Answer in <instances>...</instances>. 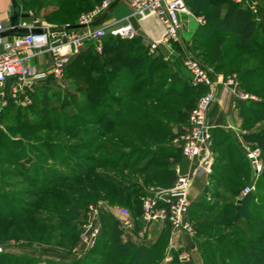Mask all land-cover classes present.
I'll list each match as a JSON object with an SVG mask.
<instances>
[{
	"label": "rangeland",
	"instance_id": "rangeland-1",
	"mask_svg": "<svg viewBox=\"0 0 264 264\" xmlns=\"http://www.w3.org/2000/svg\"><path fill=\"white\" fill-rule=\"evenodd\" d=\"M17 1L22 6L23 23L30 24L36 20L53 27L49 20H53L51 14L55 0ZM103 1L91 0L92 7H86L84 13ZM232 1L224 0L222 3L211 0L189 8L190 13L185 19L186 30L181 31L185 33L181 38L183 41L180 39L182 46L178 49L183 76L178 72L175 74V65L166 61H161L160 66L157 64L156 71L150 75L146 62L132 78H125L115 87L117 90L107 94L104 101L101 94L100 99L92 102L89 98L97 93L77 78L70 68L80 54L67 60L63 78H56L49 62L43 58L39 70L48 71L49 74L47 79L36 83L31 90H25L31 104H17L10 96L3 101L0 106V249L3 250L0 264H204L201 245L207 235L237 234L240 238L247 233L245 220L236 226L227 225L232 219L228 207L236 199H241L248 187L253 188L250 192L255 198L253 205L264 207V179L260 174H255L253 168L251 170L245 156L247 154L248 160V154L257 151L264 169V150L253 138V135L264 133V51L250 56L235 48L230 41L215 39L206 43L197 34L200 27H196L199 18L215 25ZM81 14L73 15L76 21ZM10 15H13V8ZM137 39L150 49L144 36L139 34ZM159 49L154 54L150 50H140L138 55L150 61L151 58L164 56ZM187 57L196 59L223 78L222 84L214 90L215 102L216 89L231 88L236 101L241 103L244 130L249 139H242L244 151H241L240 146L231 142V137L226 133L211 134L210 131L211 138L214 137L210 147L212 166L219 170L215 171L217 187L210 188L197 199L192 195V190L190 192L191 201L195 199L202 204L200 209L196 208L197 204L194 205L193 215L191 217L190 212L186 221L194 226V235L184 230L176 231L173 225L167 223L163 225L167 229L161 240L157 238V227L160 225L151 227L145 240H140L137 235L143 230L144 200L159 189L173 188L178 178L186 175L174 170L182 159L191 164L184 157L179 141L190 125L189 117L201 96L167 98L166 101L179 103L195 99L193 108L186 112L187 120L180 125L176 121L180 108L157 104L147 98L148 93L155 96L158 88L162 87H165L164 94L176 81L178 83L173 86L174 90H188L191 79L183 65V59ZM174 75L178 80L172 78ZM151 76L154 77L153 85H145L141 93L131 90L135 83L141 84L142 80ZM10 84L13 86L16 81ZM124 85L127 90L123 89ZM240 93L249 95L251 99L239 100ZM118 105H129L133 110L129 111L127 126H118L112 132L98 126L97 113L91 110ZM152 115L156 116L153 118ZM148 117L153 118L152 123ZM139 118H142V122L137 121ZM161 118H166V122L158 120ZM146 123L152 128H148ZM174 124H177L173 127L176 136L171 139L170 129ZM99 131H102L101 135ZM207 152L204 151L205 154ZM246 164L244 169L243 165ZM163 171L175 173L169 188L159 187L160 178H151ZM80 176L85 179L75 180ZM231 177L241 182L243 189L234 188ZM67 179L70 181L66 182ZM100 205L115 211H129L136 228L132 232H125L119 225L121 216H117V219L102 215L100 224L93 222V227L101 231L102 237L93 251L94 247L88 248L83 238L90 234L88 219L91 214L92 219L94 216L90 208ZM227 208L230 212H227ZM25 209L27 213L19 212ZM115 222L119 227L113 231L109 225L113 226ZM217 222L219 226L213 228V233L204 234L195 226L213 227ZM125 234L128 235L124 238ZM130 236L137 237L136 244L143 249L141 253H144L145 247L158 241L157 248L145 256H136L137 250L128 246V243H132ZM40 242L44 244H37ZM185 252L190 262L180 259V254Z\"/></svg>",
	"mask_w": 264,
	"mask_h": 264
},
{
	"label": "built area",
	"instance_id": "built-area-1",
	"mask_svg": "<svg viewBox=\"0 0 264 264\" xmlns=\"http://www.w3.org/2000/svg\"><path fill=\"white\" fill-rule=\"evenodd\" d=\"M113 3V0H105L92 10L82 13L76 24H67L59 28L41 24L36 20L30 24L21 21L19 27L41 31L39 34L30 33L23 37H2V34L10 29V23L6 25L0 21V106L8 96L17 104H31L25 90H31L36 83L47 79L49 74L48 71L39 70L43 58L49 62L55 77L63 78L67 60L76 58L90 46H94L96 52L102 55L104 40L107 37L135 40L139 33L132 20L144 21L150 17H156L164 26L162 39L154 40L150 44V49L154 52L162 40L169 43L179 39L181 31L185 28L186 16L190 13L186 0H131L130 16L126 19L109 24H105L103 20L99 21L109 12ZM234 4L249 10L259 19L258 0H234ZM183 65L189 73L191 84L195 88L207 90V94L204 93L205 95L200 97L192 111L189 117L190 125L186 127L179 141L184 157L191 161V170L180 176L173 188L159 189L144 200L143 230L137 235L140 240H145L151 227L167 223L173 225L176 231L184 230L194 235V226L186 223L193 204L190 192L197 181L204 179L212 171L213 156L210 153L212 139L207 120L215 102L214 90L222 84L223 78L191 57L184 58ZM10 81H16V84L8 90L7 85ZM238 99L248 101L251 97L240 93ZM204 151H208L207 154ZM202 156H204L202 160H197ZM248 158L254 171L259 175L263 167L259 162L258 152H250ZM252 190L253 188H246L243 195L249 194ZM90 210L94 213L93 219L91 213L88 219L90 234L83 238V242L90 249L97 244L101 236V231L93 227V222L100 224L102 215L111 218L121 216L117 219L120 228L125 232H132L136 228L127 210L115 211L104 205L91 207ZM2 252L0 249V254ZM180 259L184 262L191 261L187 252L180 254Z\"/></svg>",
	"mask_w": 264,
	"mask_h": 264
},
{
	"label": "trees",
	"instance_id": "trees-1",
	"mask_svg": "<svg viewBox=\"0 0 264 264\" xmlns=\"http://www.w3.org/2000/svg\"><path fill=\"white\" fill-rule=\"evenodd\" d=\"M55 1L54 11L51 14L53 20H49L50 23L52 22V25L55 28H59L67 24H76L77 21L73 15L76 13H84L86 7H92L91 0ZM210 1L211 0H186V3L188 8H190L192 5H199L208 3ZM218 1H222V3H224V0ZM258 1L260 4L259 19H257L249 10L239 8L234 4L233 0L232 3L229 4V7L226 9L224 14H222V17H220V20L216 21L215 25L209 24L206 20L205 25L197 30L198 36H200V38H202V40L206 43H211L215 39H219L220 41L224 42L230 40L231 44L235 46V48L240 49L245 54L250 56L258 55L261 51H264V37L260 40L261 33L264 34V0ZM18 3L20 4V2ZM140 50L149 52V48L146 47L143 42L141 43V40L137 38L135 40H124L120 38L107 37L104 40V51L102 55H99L96 52L94 46H90L80 53L70 68L74 71V75L77 78L86 82L90 89L97 93L95 97L89 98L90 101L94 102L95 100L100 99L101 94H103L104 101L107 97L106 95L112 90H117L115 87H118L125 78H132L143 63L145 64L148 62L146 67L150 75L156 71L157 64L159 65L163 63L161 61L164 60L161 56L154 57V59L151 58L150 61L143 59L142 55H138ZM159 60L160 62L158 63ZM219 68L221 69V66H219ZM172 78L176 80L178 77L174 75ZM153 83L154 77L151 76L148 79L142 80L141 84L135 83V86L131 87L133 88L131 90L135 93H141L145 85L151 86ZM176 83H178V81H176L174 85H176ZM174 85H171V89L164 93L166 95L165 97L163 94L165 87H162L161 89L158 88L155 96L152 95V93H148L147 98L148 100L155 101L157 104L160 103L180 108L181 111L178 114L179 116H176L178 118L176 121H178V124L180 125L187 120L188 114H186V112H189L193 108L195 99L186 101L184 103H179L177 101H166L168 100L167 98H172L173 96H177L179 98H187L188 96H192L193 98H197L206 93L207 90L203 88H195L192 84H190L187 88V91L178 92L173 89L175 88L173 87ZM123 89L127 90V86L124 85ZM95 108L96 109L91 111H95L97 113V125L105 128V130L108 132H112L113 130L117 129L118 126H127L130 121L129 111H133L129 105H118L117 107L113 108L110 106ZM154 116L156 115H152L153 118ZM262 116L264 118V111ZM126 118H128V121ZM153 118L148 117L151 123L153 122ZM135 120L136 119H134V121ZM155 120H157V118H155ZM158 120H163L166 122V118H161ZM137 121L142 122V118H139ZM245 122L247 123V121ZM147 123L150 124L149 122ZM147 123L146 125L148 126ZM175 125L177 124L171 125V139L176 136L173 128ZM148 128H152V126H148ZM100 132L102 133V131H99V134ZM253 138L256 139V142L260 148L264 150V133H261L260 135H253ZM245 139H249L248 135L245 137ZM213 168L214 172L218 170V168L215 166ZM242 168L243 167H241V169ZM174 174V171H163L160 172V174L158 173V175H152L151 178H160L161 181L158 182L159 187L169 188L172 184ZM260 176L262 179H264V169L260 173ZM83 179H85V177L80 176L75 180ZM231 179L232 185L234 184V188L243 189L241 182L238 180L236 181L235 178L232 177ZM65 181L68 182L70 180L67 179ZM254 200V195L249 193L243 196L241 199H236L232 205H229L228 208L231 210V212L228 210V208L227 212L229 211L231 213L230 218L232 219H228L229 221L227 225L236 226L241 220H245L248 226V231L240 238H238L237 234H231L230 236L215 235L214 237L207 235L206 241H204V243L201 245V258L204 260V264H264V207H258V205H256V207L253 205ZM198 202H194L192 204L190 211L192 213L191 217L194 212V205L197 204L195 205L197 209H200L202 206L201 202ZM75 207L81 208L80 206ZM19 212L27 213L26 209ZM219 216H221V214H219ZM218 224L219 222H217L213 227H205L202 225L195 226L198 231L203 230V233L205 234L207 232L213 233V228L215 226L218 227ZM109 227H113L111 229L115 231L119 226L115 222L113 226L109 225ZM101 239L102 237H100L97 244L94 246L93 251L97 249ZM37 244L41 245L44 243L40 242ZM74 244H76V242ZM157 245L158 241L149 247H145L144 253H141L143 250L142 247L134 243H128V246L134 247L135 250H137L135 251L136 256L141 254L145 256L149 254V252L155 251ZM126 246L127 245L124 247Z\"/></svg>",
	"mask_w": 264,
	"mask_h": 264
},
{
	"label": "crops",
	"instance_id": "crops-1",
	"mask_svg": "<svg viewBox=\"0 0 264 264\" xmlns=\"http://www.w3.org/2000/svg\"><path fill=\"white\" fill-rule=\"evenodd\" d=\"M3 1H4V5L2 6ZM130 2L131 0H120L119 4L111 10V12L108 14L107 18L103 20V22H105V24L106 23L109 24L115 21H121L129 17ZM0 4H1L0 20L4 21L6 25H9V20L11 17L10 13L12 8L11 0H0ZM203 21L204 22H201V19L199 18L197 21L198 25L196 27L197 28L203 27L206 23V20L203 19ZM132 24L137 29L138 33L144 36V39L148 41L149 44H151V42L154 40L156 41L162 39L164 35V26L156 17H150L144 21H138L137 19H133ZM183 34L185 33L182 32L180 34L179 39L173 42L168 43L162 40L160 46L158 47L162 50V52L164 53L166 52L165 54L162 53L164 55L162 56L163 60L166 61L168 64L171 65L174 64L176 68L175 74H177L178 72L179 74L181 73L182 76L184 75V73L182 70L181 59L179 57L178 49L182 46L180 39L182 38ZM263 37L264 34L261 33L260 40L263 39ZM149 50L151 54L155 53V51L152 52L151 49ZM10 83L11 81L7 85L8 90L10 88L9 86L12 85ZM216 92H217V100L212 105L208 114V124L211 127L210 130L211 134L226 133L227 135H229V137H231V142H235L238 145V147L240 146L239 149H241V151H244L243 149L244 144L242 142V139L245 138L246 131L244 130L245 125H244V118L242 116L241 103L239 104L238 101H236L231 88L223 89L222 87H219L218 89H216ZM211 139L213 143L214 137ZM245 156L247 163L250 164L251 166L250 168L253 171L251 161L249 159L247 160V154H245ZM248 164L243 165L244 169H246V166ZM213 167L214 165L212 166V171L209 175H207L204 179H201L194 184V187L192 189V195H195L196 199L199 198L198 196H203L204 193H207L210 188H213L217 185V181L215 180L217 174L216 172H214ZM174 170L175 172H179L180 174H187L191 170V164H189V162H187L186 160L182 159L181 163L176 165ZM192 202L194 203L196 202V200L193 199ZM166 229L167 227L162 225L157 227L158 234L157 233L156 234L158 235V237L157 236L156 237L158 238V241L161 239L162 234H164V231ZM127 235L125 234L124 238ZM129 241L136 244L137 237L133 236L132 238L130 236Z\"/></svg>",
	"mask_w": 264,
	"mask_h": 264
},
{
	"label": "water",
	"instance_id": "water-1",
	"mask_svg": "<svg viewBox=\"0 0 264 264\" xmlns=\"http://www.w3.org/2000/svg\"><path fill=\"white\" fill-rule=\"evenodd\" d=\"M120 0H116L109 12L101 18L99 21L104 20L108 14L111 12L113 8H115L119 4ZM12 8H13V15L10 17V29L2 34V37H23L28 36L30 33L32 34H39L41 33L40 30H30L26 27H19L21 22V15H22V8L17 0H12ZM240 204V203H239Z\"/></svg>",
	"mask_w": 264,
	"mask_h": 264
}]
</instances>
